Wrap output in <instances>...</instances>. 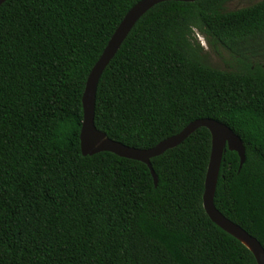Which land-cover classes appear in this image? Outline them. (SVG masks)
<instances>
[{"label": "trees", "instance_id": "trees-1", "mask_svg": "<svg viewBox=\"0 0 264 264\" xmlns=\"http://www.w3.org/2000/svg\"><path fill=\"white\" fill-rule=\"evenodd\" d=\"M141 0H8L0 7V264H258L204 209L212 138L200 128L142 162L84 156L82 96ZM168 1L135 25L97 90L95 125L150 149L198 119L241 137L214 202L264 247V0ZM238 66H210L196 33Z\"/></svg>", "mask_w": 264, "mask_h": 264}, {"label": "water", "instance_id": "water-1", "mask_svg": "<svg viewBox=\"0 0 264 264\" xmlns=\"http://www.w3.org/2000/svg\"><path fill=\"white\" fill-rule=\"evenodd\" d=\"M7 1L8 0H0V7ZM168 1L193 3L202 0H141L126 14L99 60L91 70L86 82L82 96L83 123L80 132L82 154L84 156H93L98 153L108 152L124 159L142 162L150 169L155 187H157L159 181L151 162L152 159L163 155L170 149L178 147L198 129H208L211 133L212 148L205 179V190L203 195L204 209L217 226L239 240L254 254L258 264H264V247L260 241L250 235L241 226L224 216L217 209L214 202L220 168L227 150L238 153L240 158L239 171L246 163V148L244 142L230 127L214 119H198L188 124L180 133L166 138L155 147L150 149H138L109 138L106 133L100 131L95 125L97 90L105 70L116 56L137 22L156 5Z\"/></svg>", "mask_w": 264, "mask_h": 264}, {"label": "rangeland", "instance_id": "rangeland-1", "mask_svg": "<svg viewBox=\"0 0 264 264\" xmlns=\"http://www.w3.org/2000/svg\"><path fill=\"white\" fill-rule=\"evenodd\" d=\"M260 1L262 0H235L227 4L225 9L227 11H235L254 5ZM196 38L203 46V54L205 55V60L210 66L220 70H229L238 66L236 58L226 49L220 46L211 48L205 37L198 32L196 33ZM257 61L264 63V56Z\"/></svg>", "mask_w": 264, "mask_h": 264}]
</instances>
